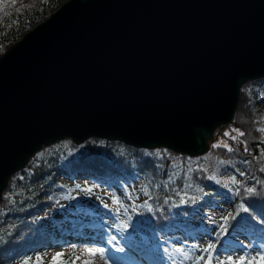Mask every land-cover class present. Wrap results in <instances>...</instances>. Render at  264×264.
<instances>
[{"label": "water", "instance_id": "95a60500", "mask_svg": "<svg viewBox=\"0 0 264 264\" xmlns=\"http://www.w3.org/2000/svg\"><path fill=\"white\" fill-rule=\"evenodd\" d=\"M264 77V0H67L0 57V194L43 146L188 157Z\"/></svg>", "mask_w": 264, "mask_h": 264}, {"label": "trees", "instance_id": "16d2710c", "mask_svg": "<svg viewBox=\"0 0 264 264\" xmlns=\"http://www.w3.org/2000/svg\"><path fill=\"white\" fill-rule=\"evenodd\" d=\"M66 1L0 0V57ZM7 28L16 32L5 38L1 32ZM261 129L264 78L240 86L232 123L217 131L206 145L208 150L198 157L96 138L79 145L62 139L43 146L8 178L1 191L0 264H52V257L61 252L46 262L39 254L62 248L64 236L102 224L103 216L117 225L113 236L123 239L127 231L123 223L88 200L95 187L125 206L132 216L127 217L129 221L134 207L141 204L150 233L195 231L198 227L190 221L193 214L222 206L226 215L221 228L244 233L252 242L264 239ZM234 130L244 135L237 136ZM249 187L252 193L246 191ZM56 264L64 263L60 258Z\"/></svg>", "mask_w": 264, "mask_h": 264}, {"label": "rangeland", "instance_id": "374dc122", "mask_svg": "<svg viewBox=\"0 0 264 264\" xmlns=\"http://www.w3.org/2000/svg\"><path fill=\"white\" fill-rule=\"evenodd\" d=\"M14 32L16 31L7 28L2 30L1 35L8 38ZM88 200L95 206L110 211L117 221L126 225V236L121 240L116 238L115 241H110L117 225L103 216L102 224L64 236L62 248H50L39 254L41 261L46 262L54 253L61 252L64 254L61 257L64 264H84L85 261H92L94 264H143L144 261L151 264H197L200 256L206 259L199 261V264H226V260L232 263L239 261L241 257L244 258V264H248L249 260H253L254 264H264L259 260V256L264 255V239H254L252 242L244 233L221 228L226 215V209L222 206L205 208L202 212L193 214L190 221L193 226L198 227L195 231L184 233L180 229H174L155 234L148 230L141 204L134 207V218L129 221L132 216L127 208L105 190L95 187ZM114 200L117 202L114 203ZM105 204L108 205L107 208L104 207ZM209 243L213 244V249L204 251ZM100 248L105 249L103 259L87 254L88 249ZM77 256L80 257L79 260H76Z\"/></svg>", "mask_w": 264, "mask_h": 264}, {"label": "snow or ice", "instance_id": "6c2138e0", "mask_svg": "<svg viewBox=\"0 0 264 264\" xmlns=\"http://www.w3.org/2000/svg\"><path fill=\"white\" fill-rule=\"evenodd\" d=\"M234 131H237V136H243V135H244L243 132H239L238 130H234ZM261 131H264V129H261ZM224 135H225V136H229V133L226 132V133H224ZM231 139L236 140L237 137H236V136H232ZM218 146H219V145H214V147H218ZM223 146L226 147V148H228L229 151H232V149L227 145V143H224ZM244 150H245L246 152L248 151V147H247V145H245ZM261 155L264 156V153H261ZM261 171H264V168H262ZM233 182H235V180H234ZM258 182H259V181H258ZM246 191H247L248 193H252V192L254 191V189L251 188V187H249V188L246 189ZM113 202L116 203L117 201L114 200ZM104 207L107 208L108 205L105 204ZM117 211H119V209H117ZM244 211H245V212H248L249 209H248V208H244ZM262 222H264V218H262ZM125 227H126V225H125ZM109 240H110V241H115V240H116V237H115V236H112V237L109 238ZM212 249H213V244H212V243H209L208 246L204 249V251H210V250H212ZM118 250L122 251L123 249H118ZM165 251H167V249H165ZM104 252H105V249H104V248H100V249H88V250H87V254H88V255H90V256H99L100 259H103V254H104ZM63 255H64L63 253H57L56 256H53V257H52V264H56V261H57L58 259H60ZM38 259H39V258H38ZM79 259H80V257L77 256V257H76V260H79ZM205 259H206V258H205L204 256H200V257H199V260L197 261V264H199V261H201V260H205ZM259 260H260L261 262H264V255H260V256H259ZM73 264H74V262H73ZM84 264H94V262H92V261H85ZM232 264H244V258L241 257L239 261H233ZM248 264H254V261H253V260H249V261H248Z\"/></svg>", "mask_w": 264, "mask_h": 264}, {"label": "bare ground", "instance_id": "6f19581e", "mask_svg": "<svg viewBox=\"0 0 264 264\" xmlns=\"http://www.w3.org/2000/svg\"><path fill=\"white\" fill-rule=\"evenodd\" d=\"M261 78H264V77H261ZM261 78H256V79H261ZM256 79H254V80H256ZM250 81H252V80H250ZM247 82H249V81H247ZM239 90H240V88H239ZM237 102H238V100H237ZM236 105H237V104H236ZM235 109H236V107H235ZM234 113H235V111H234ZM233 118H234V115H233ZM232 121H233V119H232ZM231 123H232V122H231ZM231 123H230V124H231ZM227 126H228V125H227ZM227 126H225V127H227ZM222 128H224V127H222ZM222 128H221V129H222ZM221 129H220V130H221ZM213 137H214V136H213ZM64 139H67V138H64ZM60 141H61V140H60ZM56 142H58V141H56ZM54 143H55V142H54ZM52 144H53V143H52ZM208 144H209V142H208V143L206 142V145H208ZM207 147H208V146H207ZM141 149H142V148H141ZM174 153H175V152H174ZM204 153H205V152H204ZM176 154H177V153H176ZM181 155H182V154H181ZM11 175H12V174H11ZM11 175H10V176H11ZM10 176H9V177H10ZM228 247H230V246L228 245ZM143 264H151V263H150L149 261H147V262L144 261ZM222 264H223V263H222ZM226 264H232V263H231V261L226 260Z\"/></svg>", "mask_w": 264, "mask_h": 264}]
</instances>
